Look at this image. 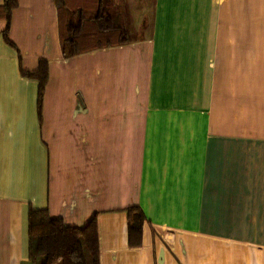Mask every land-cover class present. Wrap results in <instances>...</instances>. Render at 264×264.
<instances>
[{
    "label": "crops",
    "instance_id": "crops-1",
    "mask_svg": "<svg viewBox=\"0 0 264 264\" xmlns=\"http://www.w3.org/2000/svg\"><path fill=\"white\" fill-rule=\"evenodd\" d=\"M15 1L0 9V264H32L31 208L75 227L96 214L100 264H264V0H109L128 41L69 57L61 28L88 0ZM39 60L38 112L20 70Z\"/></svg>",
    "mask_w": 264,
    "mask_h": 264
},
{
    "label": "trees",
    "instance_id": "trees-1",
    "mask_svg": "<svg viewBox=\"0 0 264 264\" xmlns=\"http://www.w3.org/2000/svg\"><path fill=\"white\" fill-rule=\"evenodd\" d=\"M15 0H4L1 11L7 21ZM74 22L61 28L60 44L63 55L69 57L96 47L125 43L127 30L121 12L110 6L109 0H98L91 10L77 8L67 13ZM5 30V38L6 31ZM21 75L37 81V110L41 111L47 83V61L39 60L34 71L20 70ZM127 211V246H143V224L146 221L138 206ZM28 259L32 264H100L99 231L96 214L83 227L65 224L52 218L46 209L28 211Z\"/></svg>",
    "mask_w": 264,
    "mask_h": 264
},
{
    "label": "rangeland",
    "instance_id": "rangeland-1",
    "mask_svg": "<svg viewBox=\"0 0 264 264\" xmlns=\"http://www.w3.org/2000/svg\"><path fill=\"white\" fill-rule=\"evenodd\" d=\"M95 1L96 0H88V2H86V4H88V7H87V10H91L92 8H94L95 6ZM116 3V1H115ZM111 6V5H110ZM126 7V6H125ZM71 8H73L74 10V6H71ZM126 9V21L128 20L129 21V24L130 26L133 28L132 31L129 33L131 36L135 35L136 33H134V29L136 27V22L134 21L133 19V11H128L127 7L125 8ZM124 9V10H125ZM57 264H60V263H57Z\"/></svg>",
    "mask_w": 264,
    "mask_h": 264
}]
</instances>
